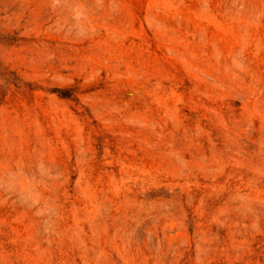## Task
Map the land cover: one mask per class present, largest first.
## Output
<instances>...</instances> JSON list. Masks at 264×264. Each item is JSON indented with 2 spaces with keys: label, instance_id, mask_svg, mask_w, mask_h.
Wrapping results in <instances>:
<instances>
[{
  "label": "rangeland",
  "instance_id": "rangeland-1",
  "mask_svg": "<svg viewBox=\"0 0 264 264\" xmlns=\"http://www.w3.org/2000/svg\"><path fill=\"white\" fill-rule=\"evenodd\" d=\"M0 264H264V0H0Z\"/></svg>",
  "mask_w": 264,
  "mask_h": 264
}]
</instances>
